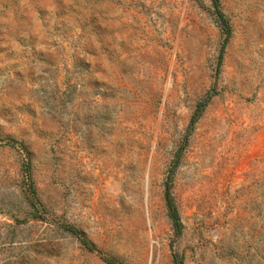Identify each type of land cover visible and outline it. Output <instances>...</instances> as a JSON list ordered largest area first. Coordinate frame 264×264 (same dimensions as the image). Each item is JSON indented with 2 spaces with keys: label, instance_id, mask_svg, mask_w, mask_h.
Masks as SVG:
<instances>
[{
  "label": "rangeland",
  "instance_id": "1",
  "mask_svg": "<svg viewBox=\"0 0 264 264\" xmlns=\"http://www.w3.org/2000/svg\"><path fill=\"white\" fill-rule=\"evenodd\" d=\"M219 1L222 60L213 0H0V264H264V0Z\"/></svg>",
  "mask_w": 264,
  "mask_h": 264
},
{
  "label": "trees",
  "instance_id": "2",
  "mask_svg": "<svg viewBox=\"0 0 264 264\" xmlns=\"http://www.w3.org/2000/svg\"><path fill=\"white\" fill-rule=\"evenodd\" d=\"M213 8H214V12L217 18L218 27L220 28L223 36L225 37L223 47L221 50V55H220V60H222V55L224 53L225 47L232 35V28H231L228 18L226 17L224 12L221 10L219 0H213ZM212 98L213 97L210 94H208L204 99H202L201 101L197 103L195 111L190 120L188 132H187V136L185 138L184 144L187 142L188 137L193 131L196 124L200 121L201 117L203 116ZM184 149H185V145L181 146V148L176 152L174 159L172 161L171 167L168 172L167 180L165 182V202H166V207H167V215L172 223L173 229L176 234H179L181 232V230L183 229V225H182L180 215L175 206L171 190H172V180H173V177L177 169L179 168ZM31 190L33 191V194H34V190L33 189ZM77 235L79 236V238H81L84 246H86L90 251L95 250L94 247L88 241L83 239V237L80 234H77ZM174 259H175L176 264H182V261H180L176 256L174 257ZM106 263L107 264H118L113 259H106Z\"/></svg>",
  "mask_w": 264,
  "mask_h": 264
}]
</instances>
